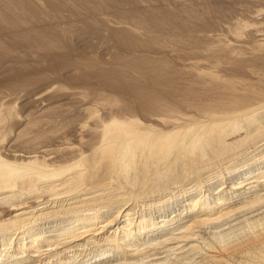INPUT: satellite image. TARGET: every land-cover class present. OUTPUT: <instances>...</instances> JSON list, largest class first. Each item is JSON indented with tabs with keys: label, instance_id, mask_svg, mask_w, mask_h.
<instances>
[{
	"label": "rangeland",
	"instance_id": "1",
	"mask_svg": "<svg viewBox=\"0 0 264 264\" xmlns=\"http://www.w3.org/2000/svg\"><path fill=\"white\" fill-rule=\"evenodd\" d=\"M86 1L54 0V6H51L45 0H34L30 6H27L21 0H0L2 14L10 18L0 19L2 26V29L0 26V38L6 37L0 39L1 161L27 165L30 164L28 161L31 156L38 154L37 161L41 164L45 162L43 159H50L51 156L54 157L53 160L63 163L55 156L60 152L58 155H63L61 158L66 157L65 160L72 162L78 155L75 151L78 149H82L86 155H91L95 141L91 137L90 127H93L94 121L102 115H109V119H112L110 114L116 109L115 106L119 101L131 103L130 101L134 99L131 96H136L133 87L144 91L146 88H151L147 91H153L157 96L160 94L159 97L162 98L168 96L165 99L169 101L173 94L188 91L191 94L201 95L202 92L209 90L207 115L213 111H220V115L223 112H230L229 103L234 98L245 106L249 105L248 107L264 104V0H151L142 5L129 3L128 0H90L92 2L89 4ZM92 3L102 4L101 8L106 6L107 15L99 12L91 5ZM131 10L133 17L136 18H139V15L159 13L172 17L176 24L171 29L158 25L159 27L152 30L145 23L122 22L127 19L126 13ZM14 16L19 17L16 23L11 19ZM31 26L46 28L47 33L42 42L30 41L20 34L23 29ZM13 27H16V32ZM79 29H82V32ZM62 33L67 36L61 35ZM154 34L159 36L152 39ZM66 65L69 67L66 68ZM153 75L156 77L166 75L168 79L170 77L173 80L170 79L169 85L161 84L154 81L157 78L155 76L153 78ZM105 78L109 79V83L113 86ZM115 80L117 82H114ZM149 82L153 85H149ZM159 85L161 88L158 87ZM180 85L183 86L182 91L179 89ZM194 113L203 114L193 111L189 115ZM75 116L80 117V121L84 124L77 122L74 125H65L66 120ZM201 117L195 121H204L203 116ZM185 120L181 119L180 123H184ZM155 124V128L159 131L165 129L171 131L177 128L161 121ZM63 126L66 127L61 131L59 129L60 133L56 130L53 134L55 136L46 139L41 137L47 135L49 128L58 129ZM79 128L81 130H78ZM65 131L67 138L61 134ZM240 137L239 134L232 135L229 141ZM257 140L255 146L260 148L256 150L254 157L264 152V136ZM246 146L247 144L244 147ZM252 149L254 147L249 150ZM45 151L53 154L45 157L43 155ZM229 154L207 161V164L217 160L223 162ZM109 166L111 165L108 164V168L101 171L94 179L95 182H99L91 189L96 191L95 193H87L86 188L90 186L74 190L78 182L76 171L48 179L40 183L38 190L33 192H29V186L22 189L21 184L1 188L0 226L10 221L21 222L15 223L14 228H16L28 223L35 215L80 207L86 200L93 198L104 200L123 194L125 188L120 187L116 179H112L115 172ZM263 169L264 165H260V169L250 176H255ZM238 177L239 179L231 182L239 184L246 178L244 175ZM221 190L222 185H219L215 192ZM133 202L132 200L129 204ZM132 206L135 204L130 205L129 208ZM261 211H264V207L255 213L246 212L226 225L217 224L212 230L238 225L244 221V218ZM177 224L171 226L176 227ZM194 230L197 233L201 232L198 226ZM207 231H211L210 228ZM87 241L88 238L78 240L77 237L70 236L58 240L53 245L43 246L40 251L19 253L18 256L9 259L19 257L20 260L16 264H58L60 261L66 264L72 254H78L79 259H86L96 250L104 248L105 242L100 236L98 239ZM167 250L168 248L158 250L148 260L162 259L166 256ZM118 257L121 256L115 254L110 259ZM4 259L9 260L8 257ZM198 260L200 258H197L196 262Z\"/></svg>",
	"mask_w": 264,
	"mask_h": 264
},
{
	"label": "bare ground",
	"instance_id": "2",
	"mask_svg": "<svg viewBox=\"0 0 264 264\" xmlns=\"http://www.w3.org/2000/svg\"><path fill=\"white\" fill-rule=\"evenodd\" d=\"M33 1L21 0L27 6H30ZM45 1L54 6V0ZM128 1L142 5L151 0ZM86 2L89 4L92 1ZM91 5L107 15L106 6L101 8L102 4L101 6L95 3ZM132 12L133 10L128 11L127 19L122 22L145 23L152 30L158 25L171 29L176 24L172 17L159 13L139 15L140 17L136 18L133 17ZM2 13L0 10V19H10ZM173 13L176 15L175 12ZM11 19L16 23L19 17L14 16ZM46 33V28L31 26L23 29L20 34L30 41L42 42ZM156 36L159 35L154 34L152 39ZM1 38L4 37L1 36ZM107 78L105 79L109 83ZM156 78L153 80L168 85L171 82L170 79L173 80L170 77L168 79L166 75ZM110 85L113 86V84ZM181 87L183 86L180 85L178 88L181 89ZM147 89L144 91L133 87L132 90L136 92V96L129 94L135 100H131V103L119 101L115 106L116 109L110 114L112 119H109V115H102L94 121L93 127L89 125L91 137L95 141L91 155L84 154L82 149L75 150L78 155L73 160L70 159L72 160L70 163L65 160L66 157L61 158L63 155L59 156L60 152H57L56 158L63 163L53 160L54 157L51 156L50 159H43L45 162L41 164L37 161L38 154H35L31 156L28 161L30 164L27 165L11 164L0 159V189L21 184L22 189L29 186V192H33L38 190L40 183L48 179H55L67 172L76 171L78 182L74 190L90 186L86 188L87 193H95L96 191L91 189L95 188L96 183L99 182H95L94 179L101 171L108 168V164L115 172L112 179H116L117 184L125 188V192L117 197L104 200L93 198L86 200L80 207L35 215L28 223H23L16 228H14L15 223L19 221H10L1 225L0 264H16L20 260L19 257L13 260L9 258L18 256L19 253L25 254L27 251H40L43 246L53 245L58 240L70 236L77 237L78 240L88 238L87 242L98 239L100 236L105 244L104 248L96 250L86 259H79L78 254H72L70 261L66 264H154V261L156 264H264V211L244 218V221L238 225H231L227 229L222 228L217 231L212 230L217 224L226 225L246 212L255 213L264 207V169L255 176H250L260 169V165H264V152L254 157L256 150L260 148L255 146L257 139L264 136V104L248 107L249 105L245 106L234 98L229 103L230 112H223L220 115V111H213L207 115L209 90L202 92L201 95L191 94L188 91L171 95L172 92L169 93L171 95V101H169L165 99L168 96L162 98L159 97L160 94L157 96L153 91L148 92ZM165 91H167L166 88ZM250 104L252 105L251 102ZM193 111L203 112V114L195 115L197 113L195 112L189 115ZM201 116L204 121H195L202 118ZM181 119L186 120L180 123ZM80 120V117L75 116L66 120L65 125H74L77 122L79 124L82 122ZM160 121L177 128L171 131L169 129L159 131L155 128V123ZM65 127L49 128L47 135H41V137L51 138L55 136L53 134L56 130L59 132V129L61 131ZM61 134L64 138L67 136L66 131ZM237 134L241 137L230 142V136ZM246 144L247 146L244 147ZM252 147L254 149L250 151ZM228 153L230 154L223 162L217 160L207 164V161L219 159ZM50 154L53 152L45 151L43 155L46 157ZM227 174L229 175L226 176ZM238 175H244L246 178L239 184L231 182L239 179ZM219 185H222V190L216 193L215 189ZM132 200L134 202L129 204ZM134 204L135 206L129 208ZM177 206L178 208H174ZM187 218L190 219L183 222ZM174 223H178L176 227L171 226ZM197 226L201 228L199 233L194 230ZM209 228L211 231L208 232ZM175 231L177 232L174 233ZM56 238L59 239L54 240ZM44 243L47 244L44 245ZM164 248H168L165 251L166 256L162 259L148 260L158 250ZM115 254L121 257L110 259ZM197 255L200 257H196ZM4 257H8L9 260H3ZM197 258L200 260L196 262ZM59 263L63 264L62 261Z\"/></svg>",
	"mask_w": 264,
	"mask_h": 264
}]
</instances>
